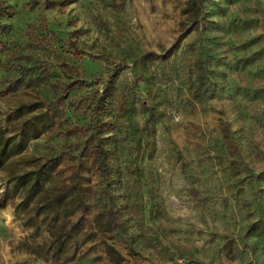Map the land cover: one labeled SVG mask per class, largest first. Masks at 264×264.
Here are the masks:
<instances>
[{"label":"rangeland","instance_id":"rangeland-1","mask_svg":"<svg viewBox=\"0 0 264 264\" xmlns=\"http://www.w3.org/2000/svg\"><path fill=\"white\" fill-rule=\"evenodd\" d=\"M0 264H264V0H0Z\"/></svg>","mask_w":264,"mask_h":264},{"label":"trees","instance_id":"trees-1","mask_svg":"<svg viewBox=\"0 0 264 264\" xmlns=\"http://www.w3.org/2000/svg\"><path fill=\"white\" fill-rule=\"evenodd\" d=\"M196 5V4H195Z\"/></svg>","mask_w":264,"mask_h":264}]
</instances>
